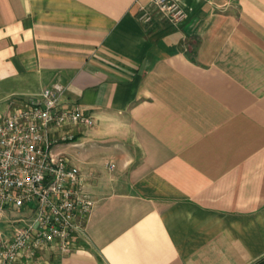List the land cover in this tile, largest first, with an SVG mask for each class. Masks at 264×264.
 <instances>
[{
    "label": "crops",
    "instance_id": "1",
    "mask_svg": "<svg viewBox=\"0 0 264 264\" xmlns=\"http://www.w3.org/2000/svg\"><path fill=\"white\" fill-rule=\"evenodd\" d=\"M136 1L0 0V118L54 84L91 118L56 148L94 200L78 248L13 264L264 259V0H176L179 27Z\"/></svg>",
    "mask_w": 264,
    "mask_h": 264
},
{
    "label": "built area",
    "instance_id": "2",
    "mask_svg": "<svg viewBox=\"0 0 264 264\" xmlns=\"http://www.w3.org/2000/svg\"><path fill=\"white\" fill-rule=\"evenodd\" d=\"M136 4L138 20L146 25L164 20L179 27L187 18L176 0ZM63 94L54 84L37 96L10 99L0 118V212H29L9 239L0 236L4 264L31 261L45 249L70 255L85 233L94 200L80 170L56 148L71 144L74 131L89 126L91 118L77 103H61Z\"/></svg>",
    "mask_w": 264,
    "mask_h": 264
},
{
    "label": "trees",
    "instance_id": "3",
    "mask_svg": "<svg viewBox=\"0 0 264 264\" xmlns=\"http://www.w3.org/2000/svg\"><path fill=\"white\" fill-rule=\"evenodd\" d=\"M258 264H264V259L262 261H260Z\"/></svg>",
    "mask_w": 264,
    "mask_h": 264
},
{
    "label": "rangeland",
    "instance_id": "4",
    "mask_svg": "<svg viewBox=\"0 0 264 264\" xmlns=\"http://www.w3.org/2000/svg\"><path fill=\"white\" fill-rule=\"evenodd\" d=\"M1 112V111H0ZM31 261H35V258H33Z\"/></svg>",
    "mask_w": 264,
    "mask_h": 264
}]
</instances>
